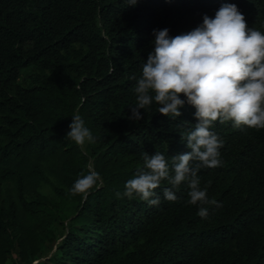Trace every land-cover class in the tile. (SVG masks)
<instances>
[{"label": "trees", "instance_id": "16d2710c", "mask_svg": "<svg viewBox=\"0 0 264 264\" xmlns=\"http://www.w3.org/2000/svg\"><path fill=\"white\" fill-rule=\"evenodd\" d=\"M225 3L264 33V0H0V264L15 252L36 261L54 223L66 233L44 264H264V128L214 122L221 164L198 176L220 206L203 205L206 218L186 182L173 202L162 181L158 206L116 196L143 169L141 153L171 167L189 151L181 136L198 122L192 106L168 117L154 100L129 119L153 31L189 32ZM74 115L94 137L87 151L66 138ZM89 165L101 182L72 194Z\"/></svg>", "mask_w": 264, "mask_h": 264}, {"label": "clouds", "instance_id": "9594fccd", "mask_svg": "<svg viewBox=\"0 0 264 264\" xmlns=\"http://www.w3.org/2000/svg\"><path fill=\"white\" fill-rule=\"evenodd\" d=\"M136 3L129 0V4ZM153 35L154 51L142 65V74L132 77L136 103L129 107V119L142 120L141 109L146 110L154 100L160 105L158 112L168 117H180V109L190 105L198 122L181 136L189 151L173 156L171 167L159 151L141 153L143 169L126 182L123 194L117 192L116 196L132 198L136 194L150 206H158L155 190L162 181L171 185L163 189V195L173 202L177 199L173 189L186 182L188 203L201 205L197 215L206 218L209 210L203 205L220 206L215 199H208L198 176L202 167L221 164L223 141L210 130L214 122L264 128V33L248 27L236 4L225 3L214 18L205 15L203 23L189 32L170 36L164 28L154 30ZM69 128L66 138L77 145L95 142L80 115L72 116ZM98 182L100 174L89 165L88 173L79 176L69 191L86 195Z\"/></svg>", "mask_w": 264, "mask_h": 264}, {"label": "rangeland", "instance_id": "374dc122", "mask_svg": "<svg viewBox=\"0 0 264 264\" xmlns=\"http://www.w3.org/2000/svg\"><path fill=\"white\" fill-rule=\"evenodd\" d=\"M84 150L87 151V141L85 142V144L82 146ZM56 233V240L54 242H50L47 244V247L45 248L44 252L42 253V255L36 260L34 261L32 264H44L47 259H49L57 250L56 246L58 244V242L61 241V239L63 238L64 234L66 233V229L62 224L59 223H54L53 227H52ZM6 264H22L19 262V258L17 253L15 252L6 262Z\"/></svg>", "mask_w": 264, "mask_h": 264}]
</instances>
